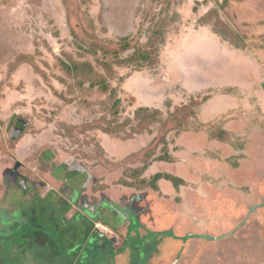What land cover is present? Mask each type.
Wrapping results in <instances>:
<instances>
[{
    "label": "rangeland",
    "instance_id": "1",
    "mask_svg": "<svg viewBox=\"0 0 264 264\" xmlns=\"http://www.w3.org/2000/svg\"><path fill=\"white\" fill-rule=\"evenodd\" d=\"M225 1L0 0V264H40L27 242L43 247L48 238L23 240L28 217H20L35 221L51 201L49 215H58L65 188L100 201L123 179L170 171L186 181L162 197L180 196L179 210L196 216L227 214L240 196L260 194L264 171L245 166L247 157L264 162V0ZM103 80L121 99L116 109L97 86ZM19 119L25 132L12 139ZM71 156L89 182L65 174ZM158 159L166 162L153 166ZM244 180L251 190H240ZM235 242H223L228 250L213 264H231Z\"/></svg>",
    "mask_w": 264,
    "mask_h": 264
},
{
    "label": "trees",
    "instance_id": "2",
    "mask_svg": "<svg viewBox=\"0 0 264 264\" xmlns=\"http://www.w3.org/2000/svg\"><path fill=\"white\" fill-rule=\"evenodd\" d=\"M97 86L106 93L110 92L115 109L120 106L121 99L117 91L111 89L106 80L98 82ZM159 161L166 162L158 159L153 161V166ZM42 163L45 164L43 160ZM185 181L170 171L159 172L150 181L143 179L138 184L123 179L119 191L113 189L111 196L103 195L100 201L90 200L86 189L65 188L63 191L68 201L58 215H49L55 206L51 201L50 210L42 207V213L36 216L35 221L27 213L25 217H20V220L28 217L27 234H22L21 238L30 241L35 239V232L39 231L47 236L48 241L43 247L27 242V252L33 253L40 264H185L187 260L193 261L190 264H198L197 259H201V264H213L218 256L221 257V253L228 250L223 242L233 239L249 243L244 247L233 243L235 251L231 253V264H264V186L259 187L260 194L250 198V201L240 196L241 203L239 198L233 210L227 209V214H223L225 211L220 209L204 212L200 216L195 213L198 222L212 224L211 227L208 225V229H203L197 227L194 217L181 216L180 196L174 202L162 197L172 191L179 192ZM240 188L251 190L246 180L240 181ZM164 189L167 194L163 193ZM52 195L49 197L52 198ZM151 202L155 204L151 205ZM74 206L78 207V211L68 218L67 214ZM111 215L114 216L113 222L110 220ZM224 215L234 218L221 223L218 220ZM97 224L120 235L122 245L116 248L105 234L100 236L96 232ZM48 226L52 228L47 230ZM30 228L32 230L28 233ZM210 231H215L216 236L211 235Z\"/></svg>",
    "mask_w": 264,
    "mask_h": 264
},
{
    "label": "water",
    "instance_id": "3",
    "mask_svg": "<svg viewBox=\"0 0 264 264\" xmlns=\"http://www.w3.org/2000/svg\"><path fill=\"white\" fill-rule=\"evenodd\" d=\"M19 122L23 124L22 128L16 127L11 135L12 139H19L25 132L24 127L27 126V123L23 119H19ZM66 164L71 167V170L74 172L81 171L86 175L87 181L89 182L91 180V175L89 171L82 166L80 163L76 162V158L74 156L69 157V159L66 161ZM24 184V183H23ZM96 232L100 234V236H104L103 233H100V231L97 229Z\"/></svg>",
    "mask_w": 264,
    "mask_h": 264
},
{
    "label": "crops",
    "instance_id": "4",
    "mask_svg": "<svg viewBox=\"0 0 264 264\" xmlns=\"http://www.w3.org/2000/svg\"><path fill=\"white\" fill-rule=\"evenodd\" d=\"M240 136H241V134H240ZM246 145V144H245ZM245 145H243L242 146V148L240 149V150H242V149H245ZM240 157H241V155H240ZM246 159H248L249 161L246 163V166L245 167H249V168H251V169H247V173H250L253 169H259V170H263L264 171V162H260V163H258L257 161H254V160H251L249 157H247ZM251 162H253V163H251ZM249 165H252V167L251 166H249ZM244 167V166H243ZM240 190H241V188H240ZM241 194V193H240ZM180 211V213L182 214L181 216H184V217H188V218H193L194 217V219H196V216H195V214H194V212H191V210L190 209H188L187 210V213L188 214H184V213H182L181 212V210H179ZM198 223V222H197ZM197 225V227H201V226H199V223L198 224H196Z\"/></svg>",
    "mask_w": 264,
    "mask_h": 264
},
{
    "label": "flooded vegetation",
    "instance_id": "5",
    "mask_svg": "<svg viewBox=\"0 0 264 264\" xmlns=\"http://www.w3.org/2000/svg\"><path fill=\"white\" fill-rule=\"evenodd\" d=\"M22 126H23V124L21 123V122H18V125L17 126H15L14 127V129L16 128V127H19V128H22ZM14 129H13V131H14ZM69 159V158H68ZM67 159V160H68ZM66 160V161H67ZM66 161L64 162V164H63V170H64V172H65V174L67 175V174H69V173H67V171L70 169V171H68V172H74V171H72L71 170V167L70 166H68L67 164H66ZM76 162H78L77 160H76ZM79 163V162H78ZM81 164V163H80ZM82 165V164H81ZM82 166H84V165H82ZM85 167V166H84ZM86 168V167H85ZM87 169V168H86ZM88 170V169H87ZM83 173V172H81V171H79V172H74V174H77L78 176H81V174ZM84 174V173H83ZM71 176V175H70ZM78 179H80V178H78ZM57 180H59V179H57ZM62 180V179H61ZM60 180V181H61ZM62 182V181H61ZM24 183V184H23ZM63 183V182H62ZM20 184L22 185V186H24L25 187V185H26V182L25 181H22V182H20ZM69 190H70V188H68Z\"/></svg>",
    "mask_w": 264,
    "mask_h": 264
}]
</instances>
